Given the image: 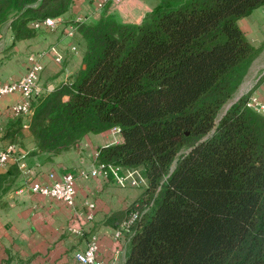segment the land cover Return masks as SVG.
Returning <instances> with one entry per match:
<instances>
[{
    "label": "trees",
    "instance_id": "trees-1",
    "mask_svg": "<svg viewBox=\"0 0 264 264\" xmlns=\"http://www.w3.org/2000/svg\"><path fill=\"white\" fill-rule=\"evenodd\" d=\"M70 2L0 0V22L14 41ZM263 4L157 0L138 23L79 20L75 78L31 101L36 150L57 152L112 126L121 133L95 157L143 178L109 215L117 228L136 213L122 264H264V114L245 105V92L216 118L257 52L237 20ZM22 122L14 116L3 136L14 140ZM14 172L0 173V192Z\"/></svg>",
    "mask_w": 264,
    "mask_h": 264
},
{
    "label": "crops",
    "instance_id": "crops-1",
    "mask_svg": "<svg viewBox=\"0 0 264 264\" xmlns=\"http://www.w3.org/2000/svg\"><path fill=\"white\" fill-rule=\"evenodd\" d=\"M71 0L67 10L55 16L54 28L40 27L32 35L12 41V33L5 21L0 24V81L19 77L27 65L30 52L40 53L42 69L39 82L51 90L61 82L75 78L82 66L84 40L78 30L70 36L65 33L76 17L89 22L107 14L123 22L138 23L157 0ZM257 52L243 73L235 97L248 92L264 99V4L253 8L237 20ZM75 45V51L70 45ZM63 54V60H53L49 46ZM26 54V55H25ZM18 98V93L0 96V148L13 144V151L3 173L9 166L15 172L7 175L0 192V264H80L74 256L82 250L91 236L96 242L95 256L103 264H122L128 244L123 235L115 238L116 229L109 215L124 208L138 193L134 187L120 186L107 175L81 177L75 174L74 208L81 209L77 220L73 208L52 196L31 191L28 182H50L49 171L56 174L89 169L97 161L95 154L100 145L120 142L121 133L112 127L98 132L84 133L77 141L57 152L36 150L35 141L27 127L21 126L14 140L3 136L4 129L14 116L8 105ZM23 160L25 169L18 168ZM12 168V167H11ZM93 203L92 208L82 205V200ZM91 213L87 217V213ZM114 222V220H113ZM79 228L80 232L73 230Z\"/></svg>",
    "mask_w": 264,
    "mask_h": 264
},
{
    "label": "built area",
    "instance_id": "built-area-1",
    "mask_svg": "<svg viewBox=\"0 0 264 264\" xmlns=\"http://www.w3.org/2000/svg\"><path fill=\"white\" fill-rule=\"evenodd\" d=\"M102 1H97V5H101ZM80 20L79 17L74 19L65 33L71 35L76 29V23ZM29 26L33 28L47 27L54 28L56 26V20L54 17H45L42 20H33L29 22ZM71 50H75V45H70ZM47 51L51 52L53 60L60 62L62 60V53L59 52L53 45L47 48ZM40 53H30L27 55V65L24 72L17 78L9 79L6 81H0V96L5 93H18V98L11 102L7 109L13 116L20 115L22 117V126L27 127V120L32 113L31 101L34 97L39 96L45 91L44 87L39 82V73L42 69V63L40 61ZM245 105L253 110L264 114V99L258 97L256 94H248L245 100ZM113 129L117 128L115 126ZM13 151V144L6 143L4 147L0 149V167L4 166L11 156ZM18 168L25 169V163L23 160H18ZM110 173L114 181L120 185L136 186L143 182V178L136 169H126L119 171L117 166L111 163H106L97 160L94 165L89 169L79 168L76 173L65 172L58 173L49 171L48 176L51 178L50 182L41 181H29L28 186L31 191L42 193L59 199L73 208L74 216L77 220L82 217L81 209L74 208L75 202V174L81 177H88L90 175H100L102 177L107 176ZM82 205L87 208H92L93 203L88 199L82 200ZM87 217L91 216V213L86 214ZM136 213H132L130 217L120 224L114 232L113 236L118 238L123 235L125 227L135 218ZM73 230L80 232L79 228ZM124 237V235H123ZM128 242V236L124 237ZM96 242L94 236H91L86 242L85 247L82 250L74 253L75 259L80 264H103L102 260L95 256Z\"/></svg>",
    "mask_w": 264,
    "mask_h": 264
},
{
    "label": "rangeland",
    "instance_id": "rangeland-1",
    "mask_svg": "<svg viewBox=\"0 0 264 264\" xmlns=\"http://www.w3.org/2000/svg\"><path fill=\"white\" fill-rule=\"evenodd\" d=\"M5 22V21H4ZM7 23H8V20L6 21ZM1 23H3V22H0V24ZM70 36V35H69ZM75 51V50H74ZM30 53H33V52H30ZM29 53V54H30ZM36 53H38V52H36ZM62 53V52H61ZM26 55V54H25ZM62 60H63V54H62ZM61 60V61H62ZM60 61V62H61ZM249 66H250V64H248L247 65V67H246V71H247V68H249ZM245 70H244V72H245ZM6 80H9V79H6ZM6 80H4V81H6ZM237 87L238 86H236V88L231 92V94H230V96L222 103V105L219 107V109H218V111H217V114H216V118L219 116V115H221V113H222V111L225 109V107L227 106V104L228 103H230V102H232L234 99H235V93H236V90H237ZM1 149V148H0ZM182 150H184V149H182ZM124 186H129V185H124ZM131 187H134V189L137 191V192H139L140 190H141V188H142V185L140 184V185H136V186H131Z\"/></svg>",
    "mask_w": 264,
    "mask_h": 264
},
{
    "label": "water",
    "instance_id": "water-1",
    "mask_svg": "<svg viewBox=\"0 0 264 264\" xmlns=\"http://www.w3.org/2000/svg\"><path fill=\"white\" fill-rule=\"evenodd\" d=\"M238 96H239V95H238ZM238 96H237V97H238ZM237 97H235V99H236ZM235 99H234V100H235ZM234 100H233V101H234ZM233 101H232V102H233ZM230 103H231V102H230ZM230 103L227 104V106L225 107V109L229 106ZM225 109H224V110H225ZM224 110L222 111V113L224 112Z\"/></svg>",
    "mask_w": 264,
    "mask_h": 264
}]
</instances>
